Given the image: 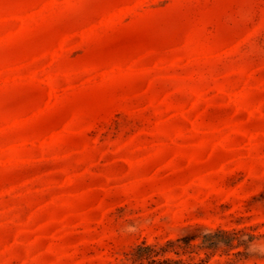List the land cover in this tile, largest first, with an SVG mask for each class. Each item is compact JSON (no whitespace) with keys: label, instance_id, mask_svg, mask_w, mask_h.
Masks as SVG:
<instances>
[{"label":"rangeland","instance_id":"1","mask_svg":"<svg viewBox=\"0 0 264 264\" xmlns=\"http://www.w3.org/2000/svg\"><path fill=\"white\" fill-rule=\"evenodd\" d=\"M197 230L264 264V0H0V264Z\"/></svg>","mask_w":264,"mask_h":264},{"label":"trees","instance_id":"2","mask_svg":"<svg viewBox=\"0 0 264 264\" xmlns=\"http://www.w3.org/2000/svg\"><path fill=\"white\" fill-rule=\"evenodd\" d=\"M229 231H202V240L208 241L209 239H218L219 237L228 236ZM200 232L189 231L188 233L178 237L175 240L169 239L164 242H157L154 244H144L142 250L139 252V264H212L210 263L211 257L215 255V251L218 248L201 249L196 243V239L199 237ZM223 243L224 240H222ZM227 251V255H231V252ZM235 258L228 259L227 264H234L239 262H245L243 259H247L246 251H236L232 253ZM240 256L241 258H236ZM242 259V260H241ZM216 264H221L220 261H216ZM214 264V263H213Z\"/></svg>","mask_w":264,"mask_h":264}]
</instances>
